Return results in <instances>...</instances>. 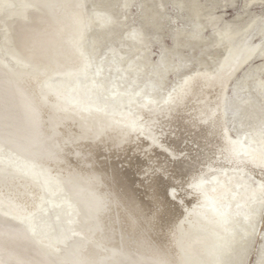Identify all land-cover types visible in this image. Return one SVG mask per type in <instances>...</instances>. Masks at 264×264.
<instances>
[{
    "label": "bare ground",
    "instance_id": "1",
    "mask_svg": "<svg viewBox=\"0 0 264 264\" xmlns=\"http://www.w3.org/2000/svg\"><path fill=\"white\" fill-rule=\"evenodd\" d=\"M99 1L101 2L99 3ZM226 1L227 0H139L137 3L142 4L143 15L146 19L139 27L128 30V33L125 32L128 42H124V37H121V35L119 37V34L118 36L115 35V32L116 28L120 27L121 29L119 20L121 10L125 9V11H129L131 6L136 3V0H87L86 2H89L93 9L89 12L90 17H87V19L83 21L85 25L84 28L86 29L87 27V31L82 34L66 33L65 29L67 27H64L63 24L65 23L68 12L73 10L77 13V16L83 13V0H11L8 2L9 6L12 8L11 14H22L21 10H23V14H31L34 19L43 16L46 2H51L53 17L47 19L49 23L48 25L46 24L47 26L45 28H42L45 22L41 23V20H36L39 27L31 30H37V32L32 35L29 34V31L25 27H22L26 25V22L21 23L20 28H12L13 31H16L15 37L17 44L28 42V38L33 36L30 41L29 49H32L33 46L32 51L35 52L38 50V46L44 43L42 42V38L49 36L51 37V41L53 40L54 42V40L57 39L58 41L60 40L59 43L62 44L60 50L58 49L59 51L51 52V54H53V60H59L60 57V64H63V59L66 58L69 60L66 67H73L75 64L77 65L76 67H81L83 64L90 67L95 60L94 64L96 65V71L99 76L106 77L109 69L114 72L115 75H112L114 83H111V85L115 86L117 99L120 100L119 103L121 105H125L127 99L130 101L138 94H143V100L147 99L148 101L147 106H154L159 100L155 97L156 93L153 92L156 91V87L159 88L155 82H158V85H163L169 70H175L178 67L176 64L171 66L170 62L166 63L165 61L163 63L161 62L163 64L162 67L156 68L153 66L149 54V34H147L143 27V25H147L156 29L160 28L162 24L161 21L167 17L170 10L167 7L168 3H172L174 7L177 8L176 10L184 13V32L180 33L184 39H180L179 34H174V43L178 47L182 44L188 45L191 43L192 45L193 43L194 45H204V49L214 47L219 49V51H223V55L220 60H218L219 62L214 64L213 71H209L208 62L204 60L205 63L200 64L203 68H199L198 71L194 73L195 75L188 82L189 86L175 88L174 95L169 98L173 101L179 100L178 104H175L173 107V113L166 117L164 116V118L159 116V120H164L165 123H170L172 128H175V132H173L172 135L166 136L167 140L170 139L171 142V140L175 141L177 138L176 141L178 142L180 140L178 138L180 131L176 132V130L178 131L181 128L193 134H191L193 136L192 139L196 141L194 143L198 146L197 151L195 150L194 163L191 165L194 169L191 168L190 165L188 167L189 163L185 159L192 160L193 157L191 158L187 153V155L184 154L182 167H179V171L183 173H178L180 178L181 175L191 176L194 173L197 176L193 182L195 185H191L190 182H187L186 177L182 178V180L185 179L184 183H182L183 185L180 183V185L183 186L184 197L186 196L190 199L194 197L191 203L195 206V208L189 207L186 214H184L185 212L183 213L184 219L186 218L184 222L187 223L184 224V264H241L240 252L236 247H241L245 250L246 241L250 240V237L256 232V223L259 219V212L262 205L261 201L264 198V187H262L264 186V162H261L260 159L261 151H264V134H262L264 119L260 118L256 123L247 124V127L244 125L247 128L245 129L246 134L243 135L239 141H236L232 139L229 135V130L224 126L225 113L223 112V103L221 102L223 97L222 94L227 90L231 80L249 61L257 57L258 48H255L254 51L250 52L245 58H241V47L239 45L243 44L244 46L251 43L252 36H255L256 33L260 36L259 39L261 42L264 43V30L261 31V34H258L259 32L253 33L250 30L245 31L243 29L240 30L242 32V36L240 35V37H238L239 31L224 32L222 26L230 28L231 25L229 22H226L223 16L219 15L217 11L220 8L226 7ZM231 1L234 5L238 3V0H230L229 3ZM242 2L245 4L244 7L246 10H249V8L254 5H264V0H243ZM122 27L125 28V25ZM90 31L91 36L89 37L88 33ZM119 32L117 31V33ZM211 32L213 33L212 35L216 37V40H214V43L209 44L207 43L209 41L207 35ZM99 35L100 37H98ZM248 35H250V37H248ZM59 36L62 37L60 38ZM100 39L110 42L111 47L109 48V57L107 59L98 58L97 61L96 45L101 42ZM38 41L40 45H37ZM121 46L123 48H120ZM61 49L69 51V53L67 52V54L64 51L60 53ZM91 50L92 53L90 54ZM263 50L264 49L259 53V57L264 59ZM16 53L19 52L16 51ZM58 54L60 56L55 58L54 56ZM207 55L211 57V60L214 62V56L212 54L213 57L210 54ZM27 56L28 52L23 56L21 55L20 58L24 60ZM49 58L51 57H48L47 60L50 62ZM48 63L42 65L43 71L49 66ZM257 70L263 72L264 66L257 68ZM85 72L83 74H86ZM95 75L96 73L94 74L92 72L88 74V77L93 83L97 80ZM3 76H5L4 72L0 69V77L2 78ZM251 76H253V74L248 75L254 88H257L264 94V78L259 76L260 78L258 79L255 78V76ZM99 79L101 82L102 79ZM136 84H138V86H135ZM249 84L250 83H247V81L242 83L243 89L247 90V92L250 86ZM96 85L98 84H95V86ZM56 86L59 87V85H53V88ZM0 90H7V94L11 96L10 99L8 97V100L3 99L4 97H0V144H4V146L10 144L17 152L20 151L23 154L29 155L30 158L33 157V160L48 164L49 169H53V171L49 170L51 175L56 174L55 176L61 175L65 177L66 175H72L73 172L74 174H80L82 171L90 170L91 168H86L85 165L83 166L80 163L87 160V157L88 160L91 159V157L94 158L97 155L96 150H104V153L106 152L107 154H111L110 152H114V154L116 152H121L122 156L120 157H123L124 153H128L129 156L130 153L134 155L139 150V148H137L139 143H136L135 146H126L120 150L118 146L122 135L121 131H119L120 124L118 123L111 125V128L108 126L107 131H101L102 133L99 134L101 141H98L96 144L92 143L93 141H91V143L86 142L87 144L83 143L85 140H92L89 137V129L80 125L76 121V118L70 119L67 116L62 119L60 118L61 122L58 126L66 129L77 128V131L80 132L79 136H75L70 132L69 135L73 136L64 139L65 136L60 132H58L57 135L54 133L52 134L50 131L46 134V125L43 122L42 116L38 114L39 112L37 110L34 111L32 108L30 109L31 105H34V103L33 100L29 98V95L35 90L32 91L31 89H27L23 84L11 80L10 78L0 82ZM55 97L57 98L59 96L51 94V99H55ZM250 99L251 97L245 98L241 103L249 105L251 102ZM152 100H154V102H152ZM166 100L167 96L164 97V100L162 99V101H159L166 103ZM26 103L30 105H26ZM137 110H139L141 116H144L147 109L139 106ZM254 111L253 109V114L256 113ZM244 113L247 117H251L248 109L245 108ZM34 114L36 115L34 116ZM159 120L156 121L159 122ZM156 124L158 125V123ZM66 131L65 134L67 133ZM47 137H51L52 143L55 138H57L55 139L56 141L58 139L60 140L56 148L59 147L61 152L65 151L62 149V145L68 146L69 148L67 150L75 149L78 158L75 159L72 155L70 156L65 153L47 155L45 151L49 147L45 150L42 149V147L46 145L49 146L50 144L49 141V143H44ZM189 139H187L186 142H188ZM106 142H108V144H106ZM99 144L100 146H98ZM38 145H43L39 153V158L32 153ZM90 148L91 150L94 149V151L90 152ZM166 150L170 151L171 148L168 146ZM192 151L195 152L194 150ZM31 153L34 156H30ZM135 166L136 165H131L130 163V168H121L122 170L113 168L111 170L112 174H110L112 178L110 181L108 180L111 186L107 185L105 190L109 191V193L107 192L109 195H106L108 200L106 204L107 207L99 208L98 213L95 212L94 215L95 221L97 222L96 224L101 228V232L96 231L97 226L95 225L86 233L87 240L89 242L92 241V243H97L100 248L95 250L97 247L93 249L91 244L87 245L79 255L78 264H97L100 258L101 263L99 264H122V261H118L119 253L117 254V259H107L109 256L107 252L110 248H114L118 238L121 237L122 245L120 246L124 249L126 246L124 245L122 237V225H119L120 233L117 236L113 234V231L111 232V229L113 230L115 227H108L106 225L107 218L111 216L114 211H121L122 216L120 214L121 219L119 218V222L120 224L122 222L125 223L126 227L129 229L134 228L135 222L139 217L138 214L145 215L147 218L146 222L148 223H151L150 221L152 219L154 220L153 229L156 233V238H158L156 242L160 246H163V252L161 254L158 248H156L157 246L155 247L153 245V241L150 243L145 239V236L141 235L136 246V257L140 259L141 264H178V262L175 263L173 257H169V255L174 256V250L180 255L179 251L181 249L177 246L179 242L173 243V241L177 233L176 221L178 222L180 219L179 216V219H177V215L179 211H182L179 209L183 208L178 206L177 203H174L175 206L169 203L170 197L166 188L169 186L168 183H174V181L179 183L181 180L178 177L173 181L170 176L166 175L165 177L168 180L166 182V179L164 180L161 176L154 177L151 182L149 181V183H152L150 186L152 188L151 191H154V195L149 197V200L146 201L137 195L138 192L135 188L136 184L130 177V173L132 174V172H134ZM201 166L203 168H200ZM96 167L99 166L97 165ZM198 167L200 170L196 172L197 170L195 169ZM99 169L101 168L99 167ZM209 170H216L215 176L212 177V187H209L206 183L207 180H204L205 178L201 176L202 174H206V171L208 172ZM110 174L108 173V175ZM108 175L103 176H106L107 178L105 177V179H108ZM79 177H81V175ZM36 180L37 178H33L29 174H18V176H8L7 174L0 176L1 219L3 217H9L11 218V222L14 223L17 222V220L26 219L27 217L32 219L35 211L42 210L43 198H41L40 202L35 198L40 191V186ZM102 182H104L103 178ZM186 185L190 187V190L185 188ZM103 186L105 187V185ZM170 187L173 190L177 188L173 186V184ZM31 195L34 196L35 199H33ZM88 196V192L82 194L83 199L86 198L87 200H91V204L97 207L98 202L96 203L93 197ZM175 197L176 196L173 198ZM184 197L177 198V200L184 202ZM96 199L99 200L97 197ZM230 202L232 204H230ZM21 203H25V206L30 203V205L36 203V207H28V210L26 209L25 212L23 208L19 206ZM151 203L158 204L159 211L154 213L147 212L148 214L146 215L144 211H149L148 207ZM189 203L190 202H188V204ZM228 203L229 205H227ZM177 207L180 208L178 209ZM139 218L142 219L143 217ZM11 222H9V224L5 221L3 224H0V264H52L43 251L31 240L25 230L13 226ZM150 226L152 227V225ZM116 228L115 231L117 230L118 232V228ZM122 247L120 249H122ZM109 252L111 254V251ZM6 254H8L9 257L11 255L17 259L18 256H28L33 261L32 263H27V261L17 263L19 260L16 261L13 258H8L11 261H5L3 258ZM128 258L132 261L129 262V264H136L134 257L129 255ZM262 259H264V247L263 255L261 256V260ZM14 260L16 262H14ZM69 263L70 262H65L62 264Z\"/></svg>",
    "mask_w": 264,
    "mask_h": 264
},
{
    "label": "rangeland",
    "instance_id": "2",
    "mask_svg": "<svg viewBox=\"0 0 264 264\" xmlns=\"http://www.w3.org/2000/svg\"><path fill=\"white\" fill-rule=\"evenodd\" d=\"M9 1L11 0H0V69L4 72L5 75L2 78L0 77V82L10 78L11 80L23 84V86L27 87V89H31L32 91L35 90L29 95V98L32 99L34 103V105H31L30 109L32 108L34 111L37 110L39 112L38 114L42 116L44 120L43 122L46 125V134H48L49 131L52 132V134L54 133L56 135L58 132H60L65 136L64 139H68L73 135L79 136L80 132L77 131V128L66 129L64 127L58 126L61 122L60 118L62 119L63 117L67 116L70 119L76 118V121L80 125L84 126V128L89 129V137L92 140L88 139V141L85 140L83 141V143H91V141H93L92 143L96 144L98 141H101V137L99 135L100 133H102L101 131H107V127L109 126L111 128V125L115 123L120 124L119 131H121L122 135L120 137L118 146L120 147V150H122L126 146H135L136 143H139L137 147L139 148V150L136 154H134L135 156L133 155V153H130V156L128 155V153H124L123 157H120L122 156L121 152H116L115 154L114 152H110L112 154L111 155L109 153L107 154L106 152L105 154L104 150H96L97 155L94 158H92V155L89 154L91 155V159L88 160L87 157V160H83L85 163H80L83 166L85 165L86 168H91L90 170L88 169L87 171H82V173H78L79 175L76 173L74 174L73 172L72 175H66L65 177H62L61 175L55 176L56 174L51 175V172L49 170L53 171V169H49L48 164L39 162L38 160H33V157L30 158L29 155L23 154L20 151L17 152L10 144L5 146L4 144H0V176L7 174L8 176L29 174L33 178H37L36 182L40 186V191L38 196L35 198L39 202L41 198H43L42 210L35 211L32 219H30V217H27L26 219H22L19 221L17 220V222L12 223L11 218L3 217L2 219L0 218V224H3V222L7 221L8 223L11 222L13 226L20 227L25 230L28 236H30L31 240L38 246V248L43 251V253L49 258L52 264H62L65 262L78 264L79 255L82 250L87 247V245L91 244L93 246V249L97 247L95 250H98L100 248L97 243H92V241L89 242L87 240L86 233L89 229H91V227H94L95 225L97 226L96 231L101 230V228H99L96 224L97 222L95 221L94 215L95 212L98 213L99 208L107 207L106 204L108 200L106 198V195H109V191L105 190L107 188V185L111 186L108 180L110 181V179L112 178L111 170L113 168L122 170L130 168V163L131 165H136L134 172H132V174L130 173V177L136 184L135 188L138 192L137 195L141 199L147 201L149 200V197H152L154 195V191H151L152 188L150 186L152 185V183H149V181L151 182L154 177L158 176H161L165 180L166 175L170 176L173 181L175 178H178V173H183L179 171V167L181 168L183 165L182 160H184V154L187 155L188 153V156L190 155L191 158L193 157L192 160L187 158L185 159L189 163L188 167L189 165L191 167V165L194 163L193 159L195 158L198 146L196 143H194L196 141L192 139L193 134L180 128V130H176V132L180 131L178 137L180 139V142L176 141L177 138L175 141L171 140L170 142V139L167 140L166 136L172 135L173 132H175V128H172L170 123H165L164 120H159V116H162L161 118H164V116L166 117L167 115L173 113V107L175 106V104H178L179 100L173 101L169 98L174 95L175 88L189 86L188 82L195 75L194 73L197 72L199 68H203V66L200 64L205 63L204 60L208 62L209 71H213V68L215 66L214 64H217L219 62L218 60H220L221 56L223 55V51H219V49L214 47H210L211 49H204V45H194L193 43L192 45L191 43L188 45L182 44L178 47L174 43V34L180 35L181 32H184V13L176 10L177 8L174 7L172 3H168L167 7L170 10L167 14V17L163 19V21H161L162 24L160 28L156 29L152 26L143 25L144 30L147 32V34H149L150 44L148 46L153 66L156 68H159L160 66L162 67V63L164 61L166 63L170 62L171 66L175 64L178 66L175 70H169L167 78L165 79L163 85H158V82H155V84L159 87H156V91H153L156 93L155 97L162 101V99L164 100V97L167 96L166 103L160 102L158 100L154 106H147V99L143 100V94H138L130 101H128L127 99L125 101V105H121L119 103L120 100L117 99L115 86L111 85V83H114V80L112 79V75H115L114 72L109 69L106 77L99 76L96 71V65L94 64L95 60L90 67H88V65L86 64H83V66L81 67H76V64L73 65L74 68L70 66L66 67V64L69 63V60L66 58H62L63 64H60V55L58 54L54 56L55 58L59 57V60H53V54H51V52L53 53V51H59L62 44H60V40L58 41L57 39L54 40V42L53 40L51 41V37L49 36L42 38V42H44L41 44L42 46L38 41L37 45L40 46H38V50H36L35 52L32 51L33 46L32 49H29L30 41L32 40L33 36H30L28 38V42L17 44L15 37L16 31H13L12 28H20V24L26 22V25H23L22 27H25L29 31V34L32 35L33 33L35 34L37 30H31L39 27V24L37 25L36 20H41V23L45 22V24H41L42 28H45L49 23L47 19L53 17L51 2H46L44 15L34 19L31 14H23V10H21L22 14H11L12 8L8 4ZM86 1L87 0H83L84 11L80 16H77V13H75L73 10L68 12V14L66 15L65 23L63 24L64 27H67L65 29L66 33L82 34L87 31V27L86 29L84 28L85 25L83 24V21L86 20L87 17H90L89 12L92 11L93 7H91V4ZM137 1L139 0H136V3L131 6V9L129 11H125V9H122L119 15L120 26L122 30L120 29V27L116 28L115 35L118 36L119 34V37L120 35L121 37L123 36L124 42H128V40L126 39L127 34L125 32L135 27H139L146 19L143 15L142 4H138ZM229 1L230 0L226 1L225 8H220V11H217V13L223 16L224 20L226 22H229L231 25L230 28L222 26V30L224 32L239 31L240 33L238 37H240V35L242 36V32L240 30L243 29L245 31L250 30L253 33L259 32L258 34H261V31L264 30V5H254L251 6L249 10H246V8L244 7L245 4H243L242 2L243 0H238V3L236 5H234L232 1L229 3ZM100 2L101 1H99V3ZM124 25L125 28L122 27ZM117 31L120 32L117 33ZM90 33L91 31L88 33L89 37L91 36ZM212 34L213 33L211 32L207 35V38H209V41L207 43L209 44L214 43V40H216V37ZM257 36V33L255 36H252L251 43L244 46L243 44L239 45L241 47V58H245L250 52H253L255 48H258L256 55L257 57L249 61L244 66L245 68L243 67L238 72V74L229 83L227 90L222 94L223 97L221 99V102L223 103V112L225 113L224 126H226L227 130H229L228 132L232 139L236 141H239V139L246 134L245 129H247V124L256 123L258 122V120H260V118L264 119V94H262L257 88H254L253 84L250 82V78L248 77L249 74H253V76L251 77L255 76V78L258 79L260 77L264 78V71L261 72V70H257V68L264 66V59L259 57V53L262 49H264V43H262L259 39L260 36ZM59 37L61 38L62 36ZM98 37H100V35ZM248 37H250V35H248ZM179 38L184 39V37H182L181 35L179 36ZM100 40L101 42L96 45L97 61L98 58L107 59L110 54L109 48L111 47V43L105 41L104 39ZM85 47L87 48L86 45ZM120 48L123 47L121 46ZM16 51L19 53H16ZM62 51L64 50L61 49L60 53ZM26 52H28L27 58L24 57L25 59L21 60L20 56H23ZM64 52L69 53V51L66 50ZM204 52L206 53V55ZM91 53L92 50L90 54ZM207 54H212L214 56L213 57L211 55L213 58H215L213 59L214 62L211 60V57H208ZM28 57H31V60ZM48 57H51L49 58L50 62L47 60ZM45 63H48L49 66L47 67L48 69L46 68L45 71H43L42 65ZM84 72L86 74H83ZM90 72L94 74L96 73L95 76L97 80L94 83L88 77V74ZM99 78L102 79L101 82L99 81ZM245 81H247V83H250L248 92L247 90H244L242 86V83ZM95 84L98 85L95 86ZM53 85H59V87L56 86L55 88H53ZM135 86H138V84H136ZM6 91L2 90L0 93V97H4L3 99L8 100V97L10 99L11 96L10 94L8 95ZM51 94L59 97L51 99ZM250 97L251 102L249 105H244L243 103H241L242 100ZM152 102H154V100H152ZM28 104L26 103V105ZM139 106L147 109L144 116H141L139 110H137ZM245 108L249 110L251 114L250 118L245 115ZM252 108L256 113L253 114ZM35 115L36 114H34V116ZM156 120H159V122H157ZM156 123H158V125ZM71 130L74 131L75 134ZM65 131L67 132L66 134ZM70 132L73 135H69ZM188 137L191 139H189ZM55 139L52 143L51 137H47L45 139L46 141L44 140V143L50 142L49 146L46 145L42 147L43 145H38L36 146V149L32 151V153L34 155H37V157L39 158L41 147L44 150L49 147L45 151L47 155L65 153L70 156L72 155V157L75 159L78 158L77 153H75V149L67 150L69 147L66 145H62L63 147H61L65 151L61 152V149L59 147L56 148V145L60 143V140L58 139L56 141ZM187 139H189L188 142H186ZM106 144H108V142H106ZM98 146H100V144ZM168 146L171 148L170 151L166 150ZM184 147H187L188 149ZM192 150L196 151L193 152ZM91 151H94V149L91 150L90 148V152ZM32 153L30 156H34L32 155ZM178 160L179 162H181L179 163ZM97 165L101 169H99V167H96ZM200 168L203 167L201 166ZM200 168L198 167L197 169H195L197 170L196 172H198ZM211 171L212 170H209L208 172L206 171V174L201 175L205 178H203L204 180H207L206 183L209 187H212V177H214L216 173V170H213L215 172ZM108 173L111 174L108 175ZM80 175L81 177H79ZM103 175H108V179H105L106 176ZM184 177H186V181L190 182L191 185H195V183L193 182L195 181L197 176L194 173L191 176L181 175V178L179 177V179L181 180H179V183L175 181L174 183H168L169 186L167 185L168 187L166 188V191H168L170 197L169 203H171L172 206H175L174 203H177L178 206H181L183 208L181 209L179 207V209L177 207L182 211H179L177 215V219H179V217L180 219L178 220V222L176 221L177 233L176 238L173 241V243H176L177 241L179 242L180 245L178 244L177 246H179V249H181L179 251L180 255H178L175 250L174 256L169 255V257H173L175 263L178 262V264H184V224H187L186 222H184L186 219H184V214H186L189 207L195 208L194 204L191 203L194 197H191L192 199L186 196L184 197L182 186V183H184L185 181V179L182 180V178ZM102 178L104 179V182H102ZM167 181L168 180L166 179V182ZM180 183L182 185H180ZM170 184H173V186H176L177 188L175 187V190L171 189ZM103 185H105V187ZM185 188L189 189L190 187L186 185ZM85 192H88L89 196L93 197V200H95L96 203L98 202L97 207L91 204V200L82 198V194ZM172 196L176 197L173 198ZM31 197L35 199L34 196L31 195ZM96 197L99 200H97ZM180 197H184V202L177 200V198ZM188 202L190 203L188 204ZM30 204H27L26 207L25 203H21V205L19 206L23 208V211L26 212V209L28 210V207H36V203H33L32 205ZM230 204L232 203L230 202ZM261 204L262 205L259 212V219L256 223V232L253 234V236L250 237V240L246 241V246L244 248L245 250H243L241 247H236V249H238V251L240 252L241 264H259V262L261 261L264 247V198L261 201ZM227 205H229V203ZM120 207L122 208L121 205ZM148 208L149 211H144L146 215L148 214L147 212L154 213L159 211L158 204L151 203ZM120 214L122 216L121 211H114V213L107 218L106 225L108 227L113 226L115 228H118V232L117 230L115 231V228H113V230L111 229V232L113 231V234H115L116 236L120 233L119 225H122V237L124 240V245L126 246L125 249L120 246L122 245L121 237L118 238L116 241L117 244H115L114 248H110L111 250L109 249L112 255L109 251L107 252L109 256L111 255L110 257L108 256L107 259L111 260L114 258L117 259L119 257L118 261H122V264H124L125 262V264H129V262H132L128 258L130 255L131 257H134L136 264H141L140 259L136 257V246L141 235L145 236V239H147L150 243L153 241V245L155 247L157 246L156 248H158L159 252H161L162 254L163 246H160L156 242L158 238H156L157 236L153 229L154 220L152 219V215V220L150 221L151 223H148L146 222L147 218L145 215L138 214L139 217L143 218L140 219L138 217L137 221L135 222L134 228L129 229L128 227H126L125 223L122 222L120 224ZM150 225H152V227ZM142 230L144 233L142 232ZM121 247L122 249H120ZM112 252L115 253L116 256ZM118 253L120 254V256ZM8 258H13L16 261L19 260V262L17 261V263H20L22 261L32 263L33 261L28 256L23 255L18 256L17 259L14 258V256L12 257L10 255L9 257V255L6 254L4 255L3 259L7 261L9 260ZM15 260L14 262H16ZM99 263H101V258Z\"/></svg>",
    "mask_w": 264,
    "mask_h": 264
},
{
    "label": "snow or ice",
    "instance_id": "3",
    "mask_svg": "<svg viewBox=\"0 0 264 264\" xmlns=\"http://www.w3.org/2000/svg\"><path fill=\"white\" fill-rule=\"evenodd\" d=\"M262 134H264V128H262ZM238 143V142H237ZM260 159H261V162H264V151H261V154H260ZM264 187V186H262ZM259 264H264V259H262Z\"/></svg>",
    "mask_w": 264,
    "mask_h": 264
}]
</instances>
